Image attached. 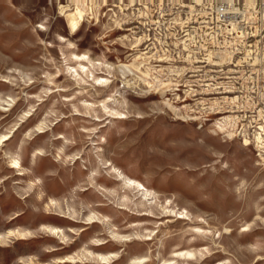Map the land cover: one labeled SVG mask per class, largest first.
I'll list each match as a JSON object with an SVG mask.
<instances>
[{
    "label": "rangeland",
    "instance_id": "obj_1",
    "mask_svg": "<svg viewBox=\"0 0 264 264\" xmlns=\"http://www.w3.org/2000/svg\"><path fill=\"white\" fill-rule=\"evenodd\" d=\"M221 1L0 0V264H264V91L219 87Z\"/></svg>",
    "mask_w": 264,
    "mask_h": 264
},
{
    "label": "built area",
    "instance_id": "obj_2",
    "mask_svg": "<svg viewBox=\"0 0 264 264\" xmlns=\"http://www.w3.org/2000/svg\"><path fill=\"white\" fill-rule=\"evenodd\" d=\"M234 8L238 12H234ZM262 10L264 13V4ZM251 14L239 2L223 0L203 25L206 28L204 46L211 47L206 57L211 51L222 50L236 67L231 68V73L220 83L223 90L264 91V21L255 26L254 31H249ZM257 152L264 153V146H259Z\"/></svg>",
    "mask_w": 264,
    "mask_h": 264
},
{
    "label": "bare ground",
    "instance_id": "obj_3",
    "mask_svg": "<svg viewBox=\"0 0 264 264\" xmlns=\"http://www.w3.org/2000/svg\"><path fill=\"white\" fill-rule=\"evenodd\" d=\"M83 4H85V3H83ZM234 12H238L237 8H234ZM62 14L64 16H66L67 24H68L69 28L71 29V31L74 33V32L79 30L80 26L84 22L86 11L84 10V7L81 4V1H79V2H77V7L75 9H73V10L72 9L65 10L64 8H62ZM83 57H85V55L84 56H77V58H79V59H83ZM215 58H217V59L219 58L220 59L219 63L217 62V64H216L217 66H224V65H226V66H230V65L235 66L233 64V62H229L226 59L227 56L224 54V51H222V50L211 51L209 56H207L206 59L213 62ZM159 60H161V59H159ZM121 66L124 67V68H127L131 72H136V73L140 74L141 77L143 78V80L147 84H149L150 86L154 85L155 87H158L159 90H163V91H177V90H179V86H181V84H177V83H173V82H164L161 79L155 80L154 79L155 77L153 79H150L151 77H148V76L150 75L149 72L151 70H153L152 66H149V64H145L142 61L140 62V61H138V59H134L133 61L131 60V61L127 62V63H121ZM141 66H143V67L145 66L147 71L144 72L143 70H141ZM232 69H234V68H232ZM164 88H167V89H164ZM226 91H229V90H226ZM228 93H233V92H228ZM231 97H235L236 100L238 99L237 95L236 96H231ZM166 105H167V107L170 110H172L174 113L177 114V111L179 109L173 103L167 102ZM181 118H183V117H181ZM221 119H222V121H218L217 128L220 131H222V132H228V135L230 137H232V136L235 137L236 135L234 134V132H231V134H230L228 127H226L227 125L232 126V124H233L232 121L234 120V119H232V116L230 115V116H227L225 118L221 117ZM237 123H236L235 129H237V126H238ZM253 133H254V138H255L254 141L257 142L256 144L258 146H260V147L264 146V125L257 126V128L253 130ZM243 138H244L246 144H250L251 143L250 136L243 134ZM14 163L18 164L19 161L15 160Z\"/></svg>",
    "mask_w": 264,
    "mask_h": 264
}]
</instances>
